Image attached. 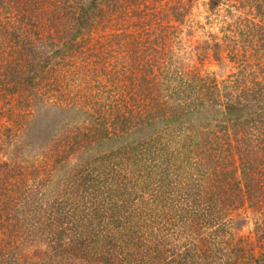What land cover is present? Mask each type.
Returning <instances> with one entry per match:
<instances>
[{"label": "rangeland", "instance_id": "rangeland-1", "mask_svg": "<svg viewBox=\"0 0 264 264\" xmlns=\"http://www.w3.org/2000/svg\"><path fill=\"white\" fill-rule=\"evenodd\" d=\"M95 1L81 25V7L94 0H0L2 261L94 264L82 252L85 246L96 248L91 236L108 230L114 237L97 243L101 256L95 264H215L210 262L215 242L222 264H255L257 258L264 264V122L239 126L241 105L225 98L238 91L225 86L236 77L245 79L242 86L264 80V0ZM186 68L221 93L228 88L222 100L216 96L211 105L197 107L203 114L194 123L172 120L165 112L180 85L175 72ZM56 107L61 109L54 113ZM67 110L74 119L63 121L59 117ZM137 111L151 123L142 125L148 140L195 141L176 156L172 143L165 157L168 167L169 161L185 168L168 175L172 184L166 187L180 188L177 208L167 213L170 228L186 211L193 216L175 230L160 231L156 224L142 229L139 213L132 234L115 226L132 209L128 193L154 192L150 182L145 188L147 181L132 183V161L141 157L140 149L133 156L126 150L115 164L111 159L117 155L106 158L122 140L99 143L103 131H121L118 120L137 122L132 116ZM41 126L47 135L39 134ZM201 150L202 166L196 170ZM188 186L199 199L204 187L217 196L190 201ZM231 199L233 205H225ZM61 205L73 214L67 212L62 224H46ZM96 205L106 219H95ZM210 207L217 216L225 214L208 224L201 210ZM83 222L92 224L86 235L78 228ZM78 238L90 242L76 243ZM67 239L74 241L65 246ZM161 239L164 244H158Z\"/></svg>", "mask_w": 264, "mask_h": 264}, {"label": "trees", "instance_id": "trees-1", "mask_svg": "<svg viewBox=\"0 0 264 264\" xmlns=\"http://www.w3.org/2000/svg\"><path fill=\"white\" fill-rule=\"evenodd\" d=\"M95 5H96V1L94 0L93 3L88 4L86 7H81V12L78 15L79 21H81V23H80L81 25H83V23H84V22H82V20H84L83 15H85L88 11H90V9H92ZM74 15H75V13H74ZM27 64L28 63L26 62L25 66H27ZM175 74H177L175 79H178V82L180 85L175 86L176 98H175L174 104L171 105V107L167 108L165 111L166 113H169V115H172L174 117V119L171 118L172 120L181 119L180 117H183V118H185L184 120L186 122L189 121V122L194 123L193 120L200 118L201 115L203 114L202 111H198L197 107H202V106L204 107L203 104H206L207 106H209L208 104L211 105L212 100H216V96H220L221 100H222V98L226 94L225 89H228L227 87H229L230 90H234V91L238 90V91H236L234 93L230 92V94L226 95L225 98L227 97L229 102L231 100L232 103L238 102V104L241 105L240 108L237 110V112H239V114H240L238 119H241V120H239L236 123L239 126H244L245 124L249 123V121L253 122L254 120H258L260 123L264 122V100H261L262 98H264V80L259 81L257 79H253L252 85L249 84L247 86H242V84L245 83V79L243 78L244 79L243 80L241 77H236L232 84L229 83V85H225L227 87L223 86V90L225 92L221 93V90H219V87H216L213 84L210 85L207 82L201 81L200 78L196 77L195 74H193L191 71H189L188 68L180 69L179 71H176ZM30 80L31 79L29 78V81ZM18 85H24V84H17L14 86L18 87ZM17 87H15V89L13 91H18ZM23 91H25V90H23ZM19 93H21V92L19 91ZM56 108H57V110H54V113L58 112L61 109V107H56ZM58 108H59V110H58ZM231 108L234 109V106H231ZM245 111H246V113H247L246 115L248 117L244 116L243 113ZM209 112L210 111H208V115H209ZM141 114L142 113L138 114V111L136 112V114H134V115L132 114V116H138L139 117L137 119V122H134L132 117H131L132 122H134L135 124L129 123L127 119L118 120V123H120V125L122 126L121 131L118 132V130H117V131L110 132V133L103 131L101 134L102 135L101 140H99V143L100 142L105 143L108 141H113V142L117 141L118 142L120 139L122 140L121 144H119V149L110 150L109 152L112 155L108 154L109 156H107V158H106L109 160V159L113 158L115 155H117L116 158L111 159L115 164H120L121 156L123 155V153L126 150H128L130 152V154L133 156V153H135V151H137V149H140V156L141 157L135 158L132 161V163L134 165L133 172L135 173V177H134L135 180L133 179L134 181L132 183L138 185L139 182L147 181L144 188L147 185L149 186L150 184L154 186V188H153L154 192L153 193H147V194L144 193L143 194V192L138 193V191H134V192H132L133 194L128 193V195L126 196L127 202H128V207L132 208V209L129 210L130 214L128 216L122 217V215H121L119 218H123V220L119 221L115 225V226H122V227H120V229H123L124 235L127 234L129 231L132 234V232H133V230H132L133 229L132 228L133 221H134L135 215L136 214L138 215V213H139L138 218L140 219V221H138V223L142 224V225H140L142 229L147 230L152 225L156 224V225H158V230L161 228L160 231L163 229H166L167 231L169 229L175 230L176 225H178L180 223V220H183L185 222L186 219H190L192 216V215H190V213L187 215V211H186V214L182 215L178 220H175L174 227L170 228V222H171L169 219L170 215H168L167 213H168V210H171V209L174 210L175 208H177V206H178L176 204L177 203V195H178L177 190H180V188L175 189V187H173V188H167L166 187L167 184H170V185L172 184L171 181L169 180L168 175L171 173L176 175L175 171L179 172L185 168H178L177 164H173L169 161L167 162V164L169 165V167H168L166 165V158L165 157H166V155L170 154L168 152V150H169L168 148L172 143H174V146L171 147V152L174 156H176V154H178V151L181 148L186 147V144L189 147H191V146H193L195 141L192 142L190 140L189 141L183 140L184 142L182 141L181 143H179L178 141H172V140H170V138H167V140L163 139L159 144V143H157L156 139L148 140L150 137H145L146 134L142 133L143 132V126L142 125H144V126L148 125V127H149V126H151V123H149V121L147 123L146 120H143V118H140ZM44 115H45V113H43V112H42V114H40V116H41L40 120L42 122L44 119V117H43ZM69 116L74 119L73 114H71V112L67 110L62 115V117H59V118H63V121H65V119L69 118ZM159 119L165 120L164 117H160ZM190 119H192V120H190ZM207 121H208V116H207ZM138 124H141V125H139L140 127H138ZM138 128H140V129H138ZM224 130H226V129H224ZM42 131H43V135L44 134L47 135L46 131H45V126H44V128L41 126L39 134H42ZM134 132L141 133V134L137 138L128 139L129 135H132ZM229 133H230V131L228 130L227 134H229ZM235 133H237V132H235ZM65 137H67V134L65 135ZM65 139H67V138H65ZM71 140H72V142H74V141L76 142V137H74V138L71 137ZM198 144L199 143H197V145ZM216 144H219V143L216 142ZM22 147L26 148L27 146L25 144H22ZM250 151H251V149H250ZM202 153H203L202 150L200 152H198L199 159H197V162H195V165H194L196 170L199 169V165H200V167L202 166V164L200 162L201 158L204 157V154H202ZM214 163H215V161H214ZM186 167L189 168L188 165H186ZM151 169H152V172H151ZM191 169H193V168L191 167ZM145 170L147 171V174L142 176L141 175L142 171L145 172ZM186 172H189V171H186ZM155 177H156V179L154 180ZM122 178L127 180L128 176L126 174H124L122 176ZM85 180H87V178L82 179L83 182ZM148 182H150V184ZM134 187H136V186H134ZM189 188H190L189 186L187 188H185V191L188 192L187 196H190V198H191L190 201L198 202L202 198L210 199V196H212V193L214 194L213 197L217 196V193L215 191L211 192L210 187H208V188L204 187L202 192L198 193L200 195L199 196L200 199H199L197 195H196V197H194V195L192 194V193H197V192H191L190 193L188 191ZM205 194L209 195V197H205L204 196ZM243 194H244V191L242 189L236 195H238L241 198ZM226 197H228V196H226ZM186 200H188V199L186 198ZM190 201L188 200L187 203H190ZM234 202L235 201L233 199H231V200H228L225 203V205H233ZM67 203H68V201H67ZM98 205H100V204H98ZM98 205L95 206V210H94L95 211L94 214L96 216H98L95 219L102 221L103 219H106V217H104V215H106V214L104 213L103 208L102 207L100 208ZM58 206L55 209V212L58 211V214L55 215L50 220H48L49 222H47L46 224L53 223V221L55 223L54 225H56L57 223L62 224V222H63L62 219H63L64 215H66L67 212L73 214V212H70L68 209H66L64 207L65 205H61L60 207H58ZM231 207H233V206H231ZM158 209H162V210L158 211ZM101 214H103L102 219H100ZM223 214H225V213L222 212L221 216L220 215L217 216V215L213 214L212 213V207H210L208 209H204V210L202 209L201 210V218L204 219L203 222H208V224L212 223L213 218H215V221H216V218L221 219ZM192 218H193V216H192ZM26 221H27L26 223H29L28 222L29 220L26 219ZM34 221L35 220H33L31 222H34ZM167 222L169 224L168 226L166 224ZM219 224H221V223L219 222ZM219 224H217L218 228L220 226ZM80 226L81 227H78V228L82 229L84 235H86L87 233H89V229L91 228L90 226H92V224H87L86 222H83L80 224ZM168 227H169V229H168ZM219 229H222L221 226ZM223 230H224V226H223ZM107 231L105 233H103L101 237H97L95 239H93L94 235L91 236V238H90L91 242L93 241L92 245L95 244L96 248L89 249L88 247L85 246V250H84V252H82L83 255L88 256V259H92L91 261H93L94 264L97 263V261H99V257L101 256V252H99V250H98L99 247H98L97 243L103 239L114 237L113 235L110 236L107 233ZM217 233L218 232H213V235L215 236V235H217ZM186 234H187V232H186ZM90 239H87L85 242H83L84 239L78 238V241H76V243L89 244ZM143 240H144V237L141 234L140 241L142 242ZM67 241L68 242L65 244V246L68 245L69 243H73L74 240L73 239L72 240L67 239ZM214 241L215 240H211V242H214ZM160 243L164 244V239L159 240L158 244H160ZM214 244H215V249H214L213 253L211 254L212 259H210V262L213 263L215 261V264H222L221 262L217 261V259L219 257L215 256L217 251H218V248L216 246L218 244H217V242H215ZM132 246H133V244H132ZM129 256H131V254ZM104 258H105L106 262H109L108 254H105ZM123 261H125V260H123ZM26 262L27 261L24 260L25 264H27ZM0 264H4L1 256H0ZM6 264H10V262H6ZM226 264H228L227 260H226ZM255 264H262V262H260L259 258H257L255 261Z\"/></svg>", "mask_w": 264, "mask_h": 264}]
</instances>
